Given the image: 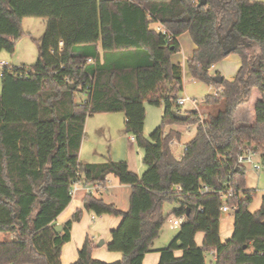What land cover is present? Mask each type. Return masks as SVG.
Returning <instances> with one entry per match:
<instances>
[{
    "label": "trees",
    "instance_id": "1",
    "mask_svg": "<svg viewBox=\"0 0 264 264\" xmlns=\"http://www.w3.org/2000/svg\"><path fill=\"white\" fill-rule=\"evenodd\" d=\"M25 18L43 19L45 30L35 40L36 62L4 68L0 78V234L10 236L0 242V264H61V249L82 217L77 210L56 234L73 182L103 188L109 175L131 187L126 212L92 193L82 200L96 217L121 218L106 249L123 259L107 264H142L170 215L184 220L157 250V264H264V197L251 213L253 191L244 184L245 169L235 168L245 148L264 167V2L0 0V52H14L25 36ZM183 33L196 46L187 61L191 78L217 91L203 99L205 113L198 107L179 121L173 112H180L175 102L183 72L171 58ZM231 54L240 59L236 73L214 83L219 73L212 76L209 69ZM255 91L253 120L237 124L234 114ZM145 102L164 108L149 139ZM102 113L123 114L124 132L142 150V175L125 161H79L84 123ZM172 125L196 126L181 158L171 152L182 138L179 131H166ZM229 187L233 194L223 199ZM166 204L177 208L165 215ZM223 205L235 208L233 234L225 242L219 234ZM197 233L204 234L201 247ZM94 247L86 238L72 264H106L92 258ZM206 254L213 261L207 263Z\"/></svg>",
    "mask_w": 264,
    "mask_h": 264
},
{
    "label": "crops",
    "instance_id": "2",
    "mask_svg": "<svg viewBox=\"0 0 264 264\" xmlns=\"http://www.w3.org/2000/svg\"><path fill=\"white\" fill-rule=\"evenodd\" d=\"M255 1H260V2L263 1L264 2V0H255ZM25 19H23V21H22V26L24 24ZM44 23L45 22H42V24H39V26L45 28ZM32 25L33 24H31V22H29L28 28H30ZM159 27L160 26L157 25L156 29ZM23 30H24V28H23ZM30 31L31 30H29V31L24 30L25 36L31 35ZM25 36H23L17 42L16 49L19 48L21 41L23 40V38ZM177 40L179 41L180 51H179V53L172 56L171 61L174 64L181 65L182 72L186 71L188 73L189 77L191 78L190 73L187 71V61L189 58L192 57L191 55L196 50V46L194 45V43L190 39L188 33H183L181 36H179L177 38ZM24 50L27 51L26 48ZM231 59L234 62V70L236 71L240 65V59L237 55H235V54H234V56L231 55L222 61L231 60ZM18 60L20 61L21 65H24V66L33 65V64H26L28 62L27 59H21L20 58ZM222 61L215 63V65H213L209 69L210 74L212 76H214L216 73H219V75L222 76V71L220 70L223 68ZM258 97H259V95L257 94V92L256 91L253 92V95L250 98L251 102H250V100L248 102L250 104V108H251L249 110V113H250L249 116L254 115L253 109H254V105L256 103L255 101L258 99ZM123 122H124V116H123ZM84 124H85V128H84L85 137L82 141V144H81V147H80V150L78 153L79 161L82 164L101 163L100 160H97L98 159V157L96 156L97 153L94 152V154H93L92 150H91L92 148H90L89 145L87 144L89 141L88 140V138H89V135H88V132H89L88 118L86 119ZM93 126H94V130L96 129V130L100 131L103 139H105L109 143H111L113 141V139H111L112 138V125L110 123H108V125H107V123L103 124L101 127H98V128H96L95 124ZM172 126H174V125H172ZM169 129H172V128H169ZM173 130H176V129H173ZM176 131H179L180 133H182V130H176ZM122 136H124V137L117 136L116 139L119 140V138H122L125 140V142H127L128 146L126 148L124 147V149L123 148L121 149L125 156L120 157V159H114V160H116L115 162L125 161L129 167V170L134 171L135 174H138L140 176L144 172L143 171L144 168L142 166H138V167H136V170H133V168H131L132 167L131 165H132V163L134 165V160H133V158H130L131 156L129 155L131 150H132L131 147L134 146L135 141L131 136L127 135L125 132H124V135H122ZM86 138H87V140H86ZM93 146H94V144H93ZM171 152L173 154L172 148H171ZM120 154H121V151L119 152V155ZM182 155H183V153L181 154V156L176 157V158H181ZM106 158H109L112 161H114L109 155L102 156L101 161L103 162ZM131 161H132V163H131ZM75 189H76V191L72 197V200H71L69 206L56 219L57 225H62L63 223H65V221H67L68 219L71 218V216L73 215L74 212H76L77 210L82 211V217L80 219V222L74 223L73 227L71 229V232H70L71 240H70V242L65 244L61 249V252H60L61 264H72V263H74V261L78 257L77 251L82 247L86 238H88L89 240H91L95 243V247L91 251L93 259L99 260V261L104 262L106 264L107 263L120 262L123 259L122 254L109 252L106 249V246L111 241L110 232L119 226V224L121 222V218L116 217V216H112V215H107V214H105L103 216L96 217L91 212L88 213L87 211H85V209L83 208V205H82V200L84 199V197L88 193H92L96 199H100L106 204L114 205L116 207V209L119 210L120 212L121 211L126 212L130 206L129 197L131 195V187H129L127 185H123V184L120 185L117 178H115L112 175H109L106 178V183H105L103 188H101L99 185L85 186V185H83L82 182H79L76 185ZM223 215L224 216H221L219 234H220L221 241L225 242V240L228 239L229 237H231L233 234L232 232H233V226H234V217L230 218V217H228L229 215H225V214H223ZM2 238H7V240H8V238H10V236H5L3 234H0V239H2ZM103 238H104V240H103L104 245L101 247H98L97 241L101 240ZM203 239H204V234L197 233V235L195 237V243L198 247L202 246ZM153 245H154V243H153ZM157 250H153V246H152V252L145 255V257L143 258L142 264H157L159 261V258H160V253L157 252ZM181 255H182L181 251L175 252L176 257H180ZM209 256H210L211 260L213 261L212 256L211 255H209Z\"/></svg>",
    "mask_w": 264,
    "mask_h": 264
},
{
    "label": "rangeland",
    "instance_id": "3",
    "mask_svg": "<svg viewBox=\"0 0 264 264\" xmlns=\"http://www.w3.org/2000/svg\"><path fill=\"white\" fill-rule=\"evenodd\" d=\"M29 22L33 24L30 28ZM44 22L41 18H26L24 20L23 28L26 31L31 30V35H27L23 38L21 41V44L18 49L15 48L14 52L12 54L8 53L7 51L0 52V63L6 62L11 66H14L15 68H18L21 66L20 61L18 59H27L28 62L26 64H34L36 62L37 58V44H35V40L39 39L42 33L44 32L45 28L39 26V24H42ZM158 24L151 23L150 27L156 29ZM44 29V30H43ZM26 48L27 51L24 49ZM29 50V51H28ZM31 50V51H30ZM234 56V54H231ZM230 55V56H231ZM30 60V61H29ZM223 68L220 69L222 71V76L226 80H231L232 76L236 73L234 70V62L231 60H225L222 61ZM182 90L179 91L177 97L178 99L183 98H189L194 99L196 101V104H198V107L200 109V113H205V110L200 108L201 103L203 99L207 95L215 94L217 91V88L212 85H207L202 82H198L193 80L189 77L188 73L186 71H183V80H182ZM0 90H1V80H0ZM84 96L77 97V101L80 99H83ZM251 102V100H250ZM145 107V119H144V137L149 139L150 134L155 130L156 127H158L161 124V117L163 114V107H156L153 105H149L148 103H144L143 105ZM194 105L191 104L189 101H186L183 103V106L180 108V113L184 114V112L191 111L194 109ZM250 104L243 105L238 108L236 113L233 116V119L236 121L237 124L239 123H245L249 124L253 120V115L249 116V110H250ZM108 125L110 123L112 125V138L113 141L111 143L107 142L105 139H103L101 133L99 130H94V124L96 128L101 127L103 124ZM88 124H89V138H88V145L90 148H92V153L96 152V156L98 157L97 160H100L102 162V156L109 155L113 160L114 159H120V157H124L125 155L122 152V148H126L128 146L127 142H125L124 139L119 138L117 140V136L124 137V123H123V114L122 113H102L93 115L92 117H88ZM169 128L176 129V130H182L181 133V140L180 141H174L171 144V148L173 151V154L175 157H179L182 154L183 147L187 142H189L191 139H193L196 126H186V125H174L169 126L166 131H168ZM106 135V134H105ZM87 140V138H86ZM94 144V146H93ZM130 152V158H133L134 165L132 163L133 170H136V167L142 166L145 170V167L142 164V150L137 147V145L134 144V146L131 147ZM121 151V154L119 155V152ZM116 161V160H114ZM118 161V160H117ZM242 167L245 169V176H244V184H246V189L249 191H253V197H252V203L249 206L248 210L252 213L259 209L262 197H264V167L262 165V162L259 160L258 167L259 170H255L249 165H242ZM143 170V171H144ZM134 172V171H133ZM174 208H177L176 204H166L164 206V214L170 213ZM221 216H224L223 214ZM233 214H229L228 217L232 218ZM174 215H170L168 219L165 221L161 231L159 232V237L155 240L153 245V250L161 249L168 245L171 241V239L175 236L177 232V228H173L172 224L170 222V219H172ZM224 237V236H223ZM7 240V238L0 239V242ZM103 239L98 240L97 244L100 241H103ZM212 260L209 255L206 254V262L210 263Z\"/></svg>",
    "mask_w": 264,
    "mask_h": 264
},
{
    "label": "built area",
    "instance_id": "4",
    "mask_svg": "<svg viewBox=\"0 0 264 264\" xmlns=\"http://www.w3.org/2000/svg\"><path fill=\"white\" fill-rule=\"evenodd\" d=\"M157 30H159L162 34H165L167 32V30L161 26L159 28H157ZM61 45L62 44L60 43V46ZM4 68H7L9 71H12L13 68H15V67L9 65L8 63H6L4 61L1 62L0 63V78L2 76ZM186 101H189L191 104H193L195 106L193 110L198 111V104H196V101L194 99H189L187 97L183 98V99H177V101L175 102V105L177 107L181 108L183 106V103ZM259 160H260V158L257 157L253 151L249 150L248 148H245L242 151V154H240L238 156L235 168H241L242 165L246 164V165L251 166L255 170H259L260 169L258 167ZM78 183L79 182H73V184H72V192H71L72 197L76 191L75 188H76V185ZM204 191L208 192V191H214V190H212L211 188H208V187H204ZM232 194H233V189L229 187L226 191L222 192V198L224 199L225 197L230 196ZM234 211H235V208H231L227 205H223L221 207V215L222 214H225V215L233 214ZM183 220H184V218L182 216H180V217L174 216V217H172V219H170V222H171L173 228H178L182 224Z\"/></svg>",
    "mask_w": 264,
    "mask_h": 264
},
{
    "label": "water",
    "instance_id": "5",
    "mask_svg": "<svg viewBox=\"0 0 264 264\" xmlns=\"http://www.w3.org/2000/svg\"><path fill=\"white\" fill-rule=\"evenodd\" d=\"M105 1H113V0H105ZM198 5L199 6H204L206 5V0H198ZM237 41V40H236ZM223 80V77L220 76V75H215V77L212 78V81L215 83H221ZM73 87V86H72ZM173 117L179 121H184V119L186 118V115L185 114H182L180 112H177V111H174L173 112ZM237 170H240V168H237ZM61 229H62V226L61 225H57L55 227V232L56 234L57 233H60L61 232ZM104 245V242L103 241H100L97 246L98 247H101Z\"/></svg>",
    "mask_w": 264,
    "mask_h": 264
}]
</instances>
